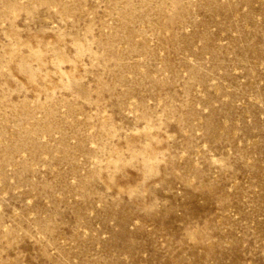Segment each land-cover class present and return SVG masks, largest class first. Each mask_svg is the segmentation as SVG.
<instances>
[{
	"label": "rangeland",
	"instance_id": "1",
	"mask_svg": "<svg viewBox=\"0 0 264 264\" xmlns=\"http://www.w3.org/2000/svg\"><path fill=\"white\" fill-rule=\"evenodd\" d=\"M0 264H264V0H0Z\"/></svg>",
	"mask_w": 264,
	"mask_h": 264
}]
</instances>
